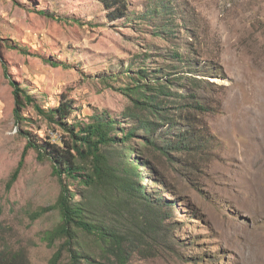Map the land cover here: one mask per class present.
<instances>
[{
    "label": "rangeland",
    "instance_id": "374dc122",
    "mask_svg": "<svg viewBox=\"0 0 264 264\" xmlns=\"http://www.w3.org/2000/svg\"><path fill=\"white\" fill-rule=\"evenodd\" d=\"M127 1L111 20L98 0H0V264H50L59 245L43 238L60 221L42 210L61 189L52 162L31 147L7 183L26 132L69 137L34 106L65 101L68 123L109 114L117 124L103 148L113 176L66 183L121 235L126 264H264V0H155L170 6L156 18L154 0ZM136 79L146 110L126 91ZM15 87L32 97L21 124ZM78 232L91 264H119L112 244ZM70 262L64 251L58 264Z\"/></svg>",
    "mask_w": 264,
    "mask_h": 264
},
{
    "label": "trees",
    "instance_id": "16d2710c",
    "mask_svg": "<svg viewBox=\"0 0 264 264\" xmlns=\"http://www.w3.org/2000/svg\"><path fill=\"white\" fill-rule=\"evenodd\" d=\"M108 13L111 20H119L125 17L128 13L129 2L127 0H98ZM149 17L156 18L162 16L164 13L170 11V6L165 4L164 1H152L149 8ZM50 17H53L49 14ZM146 73V71H145ZM147 78V76H144ZM146 84H140L139 80L134 81V89H126L131 93H135L137 98L135 104L140 109H148L152 99L148 96L142 97L147 94ZM127 93V92H125ZM15 107L14 117L17 124H21L26 119L22 115V109L28 102H32V97L24 92V90L15 87L14 89ZM39 113L47 117L50 121L60 125L64 131L69 135L67 139L60 138L59 143L49 141H39L41 139L35 138L26 132L28 139L26 147L21 155L18 165L14 172L11 174L7 188H11L13 183L17 180L20 169L23 166L27 150L33 147L38 154V158L49 159L53 165V173L58 177L61 185L60 193L51 206L43 208V211L58 210L60 214L59 223L52 229L43 232V238L47 243L52 246L59 245L54 252L50 264H58L63 256V252L67 251L70 257V264H91L90 255L82 252L77 247L79 246V232L94 236L99 242L105 244H112L115 248L114 254L118 258L119 264H126L124 242L121 235L112 231L103 221L96 220L91 214L92 206L89 202H84L75 199V194L66 183L68 179L77 180L80 183L90 187L95 185L104 184L108 178L113 176V167L111 164L110 156L104 153V146H112L117 142L113 131L116 130L117 124L115 119L109 114L90 115L91 120L87 122H71L68 123L67 117L71 112L70 102H61L57 107L47 110L42 109L37 104L34 105ZM134 132L126 131L124 136L131 137ZM191 138L196 140V136L192 135ZM177 143L173 149H179L183 145L182 140ZM151 141H149V144ZM159 151L169 154V144L165 143L158 146ZM138 165L129 168L120 165V170L133 173L138 170ZM139 173H137L138 175ZM133 186H136L132 182ZM135 189V188H134ZM135 190H139V187ZM145 195V192H143ZM158 203H165L164 198H158ZM172 207V205H170ZM36 216L38 214H35Z\"/></svg>",
    "mask_w": 264,
    "mask_h": 264
}]
</instances>
